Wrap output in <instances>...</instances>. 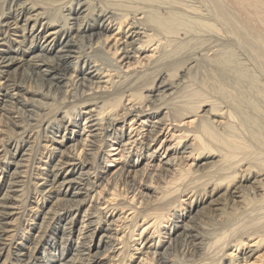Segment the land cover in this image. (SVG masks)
I'll use <instances>...</instances> for the list:
<instances>
[{"label": "bare ground", "instance_id": "6f19581e", "mask_svg": "<svg viewBox=\"0 0 264 264\" xmlns=\"http://www.w3.org/2000/svg\"><path fill=\"white\" fill-rule=\"evenodd\" d=\"M50 10L60 13L50 16L53 12L49 15ZM205 34L221 43L197 42L196 38ZM110 35H115L114 39L119 38L112 47L107 41ZM224 41L248 45L264 75V0H0V137L6 139L9 134H14V139L4 144L7 148L0 143V148H4L0 150L3 153L0 163L7 166V170L0 169V264H6L12 245H22L16 240L19 231L15 221L27 209L23 190L31 177L38 180L34 183L36 189H42L32 196L35 201L31 205L34 204V207L30 206L28 211L34 216L43 215V219L49 221L71 217L69 227L63 229L64 246L57 255L60 264H127L132 254L126 255L123 248L118 247L127 242L122 241L119 234L129 228L131 231L127 237L132 239L135 231H139L135 230L138 218L144 223L143 232L150 234L154 230L153 237L148 238L146 234L136 242L138 246L144 244V247H133L132 250L148 259L157 248L155 240L162 236L160 226L170 221L167 214L173 207L180 209L184 224L177 227L184 230L187 252L195 260L203 255L208 246L220 242V235L223 237L232 232L241 221L257 211H263L264 169L241 159L227 164L232 155L228 156L225 148L223 152L218 144L207 138L206 132L209 135V131L199 125L206 122L224 130L227 125H232L231 121H235L231 112L233 108L229 104L222 106L203 101L195 107L180 106L173 113L169 106L180 98L182 87L193 81L194 75L207 73L214 67L211 73L215 70L222 74L227 72L236 81L241 78L243 83L247 81L244 70L229 68L234 61L226 56L229 53ZM175 43L182 46L192 44L187 52L181 48L185 53L183 61L178 62L179 57H176L177 62H170L169 57L177 51L178 44ZM63 44L57 53H68L51 57L50 53ZM137 45H140L139 48H136ZM103 46L111 51L110 64L101 57L93 56L94 48ZM150 53L152 55L148 56ZM142 55L145 56L141 59ZM71 58L75 61H68ZM58 60L70 62L72 69L67 72ZM83 62L84 70L81 67ZM235 65L240 63L235 62ZM81 75H87L80 79L89 81L90 93L85 92L83 98L82 95L76 99L69 89L78 84L80 80L75 83V79ZM249 79L248 85H245L249 89L247 91L254 95L263 94L264 91L255 90L256 83ZM50 91H54L57 99L49 95ZM28 94L32 97L26 101L24 95ZM27 104L44 111V114L21 107ZM164 110L168 111L164 113ZM27 111L35 113L37 118L26 120ZM161 114L162 119L155 124L151 121L147 123L152 115L158 117ZM129 118L131 132L127 135V128L124 127ZM134 118L138 120L134 121ZM145 118L147 121L141 122L140 129L134 128L138 121ZM67 119L70 120L68 124ZM186 120L183 126L175 125L176 122L181 125ZM82 121L85 124L80 127ZM45 125L54 137L43 131ZM170 125L177 129L175 132H184L175 138L174 153L178 155L168 158L160 168L150 166L155 157L154 151L144 156L143 152L149 150ZM185 125L186 128L180 130ZM63 130L65 132L61 136ZM40 131L41 140L45 143L42 147L46 152L43 151L39 166L29 179V176H24L27 170H22L28 166L22 162L30 163V155L23 154L26 159L18 157L30 140L40 144ZM184 139H188L185 142L190 144L183 145L182 150L179 146ZM107 140L119 147L113 149L115 145L106 144ZM121 147L123 149L119 151ZM112 152H117L112 156L125 157L129 154L117 172L121 174L124 186L128 187L125 194L129 196L132 193L134 197L128 198L126 205L115 203L118 196L113 193L108 194L110 199L98 202L102 192L94 190L97 188L95 181L105 180L101 174H107L108 168L113 166L112 162L117 161L111 156L112 160H108L109 157L105 159L104 156ZM133 155L136 157L134 163L130 161ZM55 159L56 165H51ZM105 160L107 164L103 165ZM149 167L159 171L155 182L163 185L159 188H167L168 191L158 192L160 196H152V200L145 201L139 208L131 201L136 197V184L151 188L139 182L144 173L139 174L151 169ZM52 176L54 180H51ZM188 176H191L189 180ZM61 178L60 188L56 189V180ZM194 179L205 180L195 185ZM40 180H43L42 184ZM66 185L78 191L69 192L70 199L57 197L64 193ZM95 192L96 195H91ZM53 194L56 196L53 197ZM54 199L52 207L43 210ZM90 199L94 205L83 211ZM128 212L127 217H121ZM117 215L116 222L127 221L121 230L113 227L115 223L106 225L107 220ZM113 219L112 222H115ZM79 223L81 226L77 231ZM36 225L31 224L30 227H38L43 234L36 238L34 249L46 232L43 226ZM244 228L235 232L238 236L231 242L226 241V248L239 249L241 255L233 256L234 251L228 255L223 253L218 264H222L223 259H227L228 264H247L264 245V231ZM76 232L79 235L74 241L72 236ZM250 243L253 245L249 246ZM3 257L5 259L1 261ZM116 257L119 258L116 260ZM31 263L32 259L28 257L21 264Z\"/></svg>", "mask_w": 264, "mask_h": 264}, {"label": "rangeland", "instance_id": "374dc122", "mask_svg": "<svg viewBox=\"0 0 264 264\" xmlns=\"http://www.w3.org/2000/svg\"><path fill=\"white\" fill-rule=\"evenodd\" d=\"M51 11H53L52 14H51ZM55 12H56L55 10H50L48 12V14L49 15L51 14L50 16H57L60 13V12L58 13V11H57L56 14H54ZM208 35L209 34H205V36L201 35L203 37L199 36L198 38H196L197 42L200 41L199 43H201V42L203 43V40H204V43H206V44L207 43L208 44H220L221 43L220 41H219L220 42L219 43L217 41V39L215 42V40H213L215 38L211 35H209V36ZM114 36L115 35H110V38L107 40L111 47L116 42V39H119V38L114 39ZM199 38H200V40H199ZM66 40H68V39H66ZM95 40H97V38ZM88 43H90V42L88 41ZM175 44L177 45L178 43H175ZM176 45H174V47ZM191 45L192 44H183V46H182V45L178 44V46H176L177 49L175 48L177 51L174 52L173 54H171V56L169 57L170 62H172V61L177 62L176 59H178V58H176V57H179L178 62H179V60L183 61L182 57H183V54H185L183 52V50L184 51L186 50V52L189 51V49L191 48ZM224 45L227 46L226 51L229 53L226 56L229 55L230 61H232V62L234 61L232 64L230 63L229 68L232 69L233 67H236L238 69L244 70L246 77H247L245 79L248 81V79L251 78L249 80L254 81V84L256 83L254 85L256 87L255 90L256 91L259 90V92L264 91V75L262 73L261 66L257 63L258 60L255 59L256 57H255L254 53H252V51L249 49L248 45H246V46L237 45L236 43H232V42L227 43L225 41H224ZM63 46H64V44L61 46H58L52 53H50V56L54 57L55 55H63V54L68 53V52L60 53V54L57 53V51L61 50V48H63ZM139 46L140 45H137L136 48H139ZM184 47H186V48H184ZM68 49H70V48H64V50H68ZM108 50H109V48H105V46L99 47L96 49L94 48V51H93L94 55L93 54L92 55L97 57V58L101 57L100 59H102L105 63L110 64L111 61H109V60H111V58H109V56H110L111 51H108ZM168 50H170V48H168ZM37 53H40V52H37ZM178 53H179V56H178ZM174 54H176V55H174ZM72 55H76V54H72ZM149 55H152V54L150 53V54H148V56ZM144 56L145 55H142L141 59L144 58ZM137 57H138V55H137ZM253 59H254V61H253ZM70 60H73V59L71 58L68 61H70ZM106 60H108V62ZM68 61L64 62V61L58 60V63L61 64L62 68H64L67 72H69L72 69V67L70 66V62H68ZM73 61H75V60H73ZM235 62L240 63V65H235ZM144 63L145 62L143 61V64ZM84 66H85L84 62L81 63V67H83V70L85 69ZM138 66H139V64H138ZM134 67L137 68V65H135ZM134 67H131L130 69H132ZM214 68H211L207 73L206 72H199V73H197V75H194L193 81L187 83L186 86H184L185 88L182 87V89L179 93L180 98H178L177 100L170 103L171 105H169V106L171 108V111L173 113H175L181 107H183V108L184 107L189 108V106L195 107L196 106L195 104H198L199 102H203V101L214 102V103H216L218 105H222V106L229 104L233 108L231 110V112H232V115L235 117V121L234 122L231 121L232 125H227L226 129L223 130L220 128L217 129L216 127H213L211 125H207V123L204 122L205 124L199 123V125L201 126V129L206 128V130L209 131L208 132L209 135H207V132H206V137L209 138L212 142L218 144L219 148L222 149L223 152H224L223 148H225L226 149L225 152H227L228 156L232 155V156H230L231 157L230 162H227V164L236 162L238 159H241V160H243V162L252 163L253 165L252 164L251 165L254 167L264 169V95H263L264 93L263 94L259 93L260 95L255 93V95H254V94L248 92L247 90H249V89L245 87V85H248L249 81L248 82L245 81L243 83V81H242L243 78H241V80H239V81H236L237 79H233L231 77V74H229L227 72L225 74H222V73L215 70L211 73V71ZM89 70L90 69H87V71H89ZM124 70H126V69H124ZM86 77H87V75H85V76L81 75V76H79L78 79H75V83L78 82V80H80V81L78 82L79 85L77 84L78 86L74 84V86L72 85L73 87L72 86L70 87L69 91H70L72 97L79 99L82 95L83 96L81 98L84 97L85 92H86V94L90 93L89 89H88V87L90 86L89 81H86L84 79H80V78H86ZM54 83H56V81H54ZM80 84H83V85H80ZM58 85H62V84L59 83ZM37 87H39V85H37ZM49 95H51V97L53 96L54 98H56L54 91H50ZM256 95L257 96L259 95V96L257 97ZM261 95H263V96H261ZM24 96H25L24 98H26V101L32 97L31 94H28L27 96L24 95ZM35 99L40 100L39 97H35ZM72 99H74V98H72ZM43 101L44 100H42V102ZM50 104H52V103H50ZM21 107L24 110L28 109V110L35 111L38 114H41V113L44 114V111L39 110L37 108H34L33 106L28 105V104H27V106L25 105V107H23V106H21ZM255 107H258L259 109L255 108ZM255 109L258 111H255ZM167 111L168 110H164V113ZM162 117H163L162 114L158 117H156V115H152L151 119L148 118L149 122H147V123L150 124L151 122H154L153 124H155V122L159 121V119H162ZM25 118H26V120L29 119L28 121H30L31 120L30 118H37V117H36L35 113L27 111ZM130 120H131V118L128 119L127 125L124 127L125 129L127 128V135L131 132V128L129 125ZM136 120H138V118H134V121H136ZM142 121H147V119L145 118L143 120L141 119L140 121H138V124L134 128L140 129V125H141ZM187 121L188 120L183 122L181 125H179L178 122H176L175 125L183 126V124L187 123ZM69 122H70V120L67 119L66 124H68ZM84 124L85 123L82 121L80 124V127H83ZM120 125H121V123H120ZM210 126H211V128H210ZM44 128L45 129H43V131H45L46 133L48 132L47 135L54 137L53 133L50 132L49 127H47L45 125ZM185 128H186V125L184 127H180V130L181 129L184 130ZM145 129H149V128L145 127ZM74 130H78V128H74ZM176 130L177 129L174 128L173 125L168 126V129L166 130L164 135H161V137L158 139V141L154 142L149 150L143 152V156H144V155H147L148 153H151L154 151L153 154L155 155V157L153 158V161L150 163V166H158L157 168H160V166H162L163 163L165 161H167L168 158L177 157L178 154L174 153V151L176 150L175 145L177 143V140H175V138L178 136H181L184 132L183 131L175 132ZM64 132H65L64 130L61 132V136L64 134ZM211 134H212V136H211ZM134 135H135V133L132 136H134ZM172 135H174V137H172ZM213 135H214V137H213ZM38 137L40 139L38 141V143H40V144H36V141L34 143V142H32V140H30L29 143H27L25 145V147L21 150V155H19V157H18V159H20V158L26 159L27 157H25V156L23 157V154H29L30 155V163L22 162L23 165L28 166L27 168H24L22 170L23 171L27 170V174H25L24 176H26V175L29 176V179H30V176H33L34 172H36L37 167L39 166L38 162L42 158L43 151H45L44 148L42 147V145L44 146L45 143L42 142V140H41L42 139L41 138L42 137L41 131H40ZM137 137H139V136H137ZM137 137H135V138H137ZM5 138L6 139H4L3 137L2 138L0 137V140H1L0 143L1 144L3 143V145L10 143L11 141H9V140L14 139V134H12V135L9 134V137L6 136ZM140 138H141V136H140ZM2 139L4 141H2ZM54 139L60 140V138H57V137H55ZM186 140H188V139H184L183 142L180 144V146H179L180 149L183 150L182 146L187 144V142H185ZM76 142L74 141V143H76ZM127 142H128V140H127ZM127 142H125V143H127ZM31 143H33V144H31ZM106 144L111 145L112 143L107 140ZM189 144L190 143H188L187 145H189ZM112 145H115L114 147H112L113 149H116L119 147L116 144H112ZM3 147L7 148L8 146L4 145ZM3 147H1L0 150L4 149ZM53 147H59V146H53ZM112 148H110V150H112ZM122 149L123 148L121 147L119 149V151ZM132 151H134V150H132ZM115 153H117V152H115ZM115 153L112 152L108 156H104L105 159L108 158L109 156H111L113 158L116 157L117 161L112 162L113 166L108 168L109 172L107 174H101V176H103V178H105V180L101 179L99 181H97V180L95 181V183H96L95 186H97V188H94V190L96 189V192H99V191L102 192L101 196L98 199V202L110 199L111 196H109L108 194L113 193V194L118 196L115 203H117V202L122 203L123 202L126 205L127 199L130 197H132V198H134V197H133L132 193L131 194L129 193L128 194L129 196L126 195L128 193V192H126L128 190V187L124 186L122 176H121V174H119L117 172H119L120 168L122 167L121 162L124 160V158H126V155H129V154H126L125 157L112 156ZM134 153H135V151H134ZM2 155H3V153H0V156H1L0 159L2 158ZM35 155H36V157H35ZM235 156H236V158H235ZM135 159H136V157H135V155H133V156H131L130 161L134 163ZM49 160L50 159L48 158V161ZM108 160H112V159H110V157H109ZM147 160H149V159H147ZM146 161L144 163H146ZM191 163L196 164V162H191ZM106 164H107V162L105 160V164H103V165H106ZM51 165H56V159L51 162ZM5 167H7L5 164L0 163V169L4 168L5 170H7ZM149 168H151V169H148L146 172L143 171L139 174V175H143V173H144V177H143L142 181H139V182H141V184L145 183L147 186H149L151 188H149V189L144 188L143 186L136 184L135 189L138 188V190H136L134 192L136 197L133 201H131V203L133 205L136 204L139 208L142 206V204L145 201L152 200V196L154 197L156 195H159L158 192L164 193V192L168 191L167 188H159V187H162L163 185L162 184L158 185V182H155L156 179L158 178L157 175L159 174V171L153 170V167H149ZM190 177L191 176H188V180L190 179ZM70 179H72V178L70 177ZM51 180H54V176L51 177ZM194 180H195L194 184L196 185V184L201 183L205 179H203L201 181H198L197 179H194ZM36 181H38V180H34L31 177V179L28 181L29 183H27L25 189L23 190V194H24L23 199L25 201V205H26L27 209L25 211H24V209L21 210V212L24 211V213H21L19 215V217L16 216V218L17 217L18 218L15 221V225L19 231V236H17L18 238L16 237L17 238L16 240H17V242H20L22 245H18L16 243L14 245H12L13 246V247H11L12 251L10 250V256L8 257L6 264H21L22 260L27 259L28 257H31V259H32L31 264H60V262H58L59 257L57 255L59 254L58 251L59 252H60V250L62 251V248L64 246L63 245L64 241H62V239L64 238L63 237V229L65 227L66 228L69 227L68 223H69V220L71 219V217L68 216L66 219H63L61 221L60 220L49 221L50 219H46V220L43 219V217H44L43 215L39 216V217L34 216L33 214H31L32 213L31 211H28L29 208L34 207V204H33V206L31 205V203L33 201H35L34 198H32V196H34V193H36L39 189H42V188L36 189V187L34 185V183ZM62 181H63L62 178L56 180V184H55V186L57 187L56 189L60 188L59 186L61 185ZM42 183H43V180H40V184H42ZM99 186H101V187L99 188ZM75 187H76V185H75ZM21 189H23V188H21ZM63 189H64L63 190L64 193L57 196L61 199L62 198L70 199L69 192L72 193V192L78 191L76 189H72L71 187L69 188V186H67V185L64 186ZM180 189H181V187H180ZM46 190H49V188H46ZM96 192L92 193L91 195H96ZM66 193H67V195H66ZM52 196L54 197V196H56V194H53ZM148 197H151V198H148ZM94 199H95V197L92 200L94 201ZM18 200H21V197L20 198L18 197ZM92 200L90 199V201L87 202L86 206H84L82 208L83 211L86 209L87 210L91 209V206L94 205V202ZM163 200H165V199H163ZM54 202H55V199L53 200V203L47 204L46 208L43 210L47 211L48 208L52 207V204H54ZM107 205H109V203ZM106 206H103V208ZM179 210H180L179 208L173 207L170 210V212L167 214L168 215L167 218H169L170 221L167 223H163L160 226V230L162 231V236L160 239L155 240L157 248L152 251L154 254L149 256L148 259L145 256H141L140 254H136V252H133V250H132L133 247H134V249H142L144 247V244H142L141 246H138L136 244L138 239L144 237L147 234V232H143V229H144L143 224L144 223H143L142 219H140V218L137 219L138 225L135 227V230L139 229V231H135V236L132 239H128V237H129L128 232L131 231L129 228L124 229L125 232H122L119 234V237L121 238L122 241L123 240L127 241L126 242L127 246L125 245L126 243H124V244L118 245V247L119 248L122 247L123 251L126 255L132 254V258L130 259V261L127 264H141V263L142 264H216V263L218 264V262H219L218 259L223 253H226L228 255V254H231L232 251H234L232 254L233 256L234 255H237V256L241 255V251L239 249H238V251H235V248L230 249V246L228 248H226L227 242L228 241L231 242V240H233L234 238H236L238 236V234L235 233V232H237L238 229L245 227L244 230H246L247 228H248V230H255L257 228L258 230L261 229V231H264V230H262V227H264V209H263V211L262 210L257 211L255 213H253L252 215H250L249 217H247L246 219H244L243 221H241L239 223V225H237V227L235 226L233 228L232 232L231 231L227 232L225 235H223V237L220 235L218 237L220 242L214 243L213 246L212 245L210 247L208 246L207 249L204 250L205 252L203 251V253H202L203 255H201L200 258H197L194 260L189 255V253L187 252L188 248L185 245L186 240H185L184 230L182 228L180 229L177 227V226H182L184 224V220L181 218ZM124 211H126V210H124ZM57 212L60 215L62 214V212L60 210H57ZM82 214H84V212L81 213V215ZM119 214H120V212L118 213V215ZM118 215L114 219L111 218V219L107 220L106 225L110 224V226H112L111 223H115V225L113 227L116 228L117 230H121V226L126 224L127 221H125V223H123L124 222L123 220H122V222H116V220L118 219ZM123 215H126V217H127L129 215V212L127 214H121V217ZM45 217L49 218V217H51V215L50 216L46 215ZM131 217L132 216H130L129 218H131ZM80 219L81 218H79V220ZM112 219L115 220V222H112ZM31 224H37L39 226H43V228H45V231H46V232H44L45 234L43 236V239L41 240L39 246L36 249H34L35 248L34 243L36 242V238H38L39 234L41 235L42 231H39L38 227H36V228L30 227ZM80 226H81L80 223L77 224V228H76L77 231H79ZM153 231L154 230L152 229L150 234H147L148 238L153 237ZM238 231H241V230H238ZM139 233H141V236H138ZM32 235L35 238H33ZM78 235H79L78 232L73 234L72 237H73L74 241H76L78 239ZM100 235L101 234H99L97 236L98 240L100 238ZM25 236H28V238L25 239ZM150 243H152V242H150ZM224 243H225V245H224ZM232 245H234V242H232ZM252 245H253V243H250L249 246H252ZM208 248H209V250H208ZM118 258L119 257H116L115 259L117 260ZM4 259L5 258L3 257L1 261H4ZM249 260H250V262L247 264H264V245L262 247H260L259 251L256 253V255L253 258H250ZM116 264H118V262ZM222 264H228L227 259H223ZM241 264H245V263L242 262Z\"/></svg>", "mask_w": 264, "mask_h": 264}]
</instances>
